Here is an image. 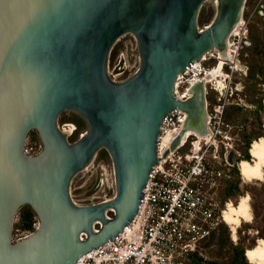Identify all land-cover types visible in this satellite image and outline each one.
<instances>
[{"label":"water","instance_id":"1","mask_svg":"<svg viewBox=\"0 0 264 264\" xmlns=\"http://www.w3.org/2000/svg\"><path fill=\"white\" fill-rule=\"evenodd\" d=\"M205 1L0 0V264H75L135 217L153 165L189 129L207 136L204 81L196 79L185 99L176 82L212 48L234 59L228 38L247 0H217L215 16L200 27ZM127 33L141 63L115 81L108 63ZM176 107L185 119L159 156L161 124ZM67 110L88 125L75 140L59 125ZM32 130L42 142L35 155L25 152ZM103 148L113 160L115 194L77 203L73 177ZM27 204L40 224L15 240V218Z\"/></svg>","mask_w":264,"mask_h":264},{"label":"built area","instance_id":"2","mask_svg":"<svg viewBox=\"0 0 264 264\" xmlns=\"http://www.w3.org/2000/svg\"><path fill=\"white\" fill-rule=\"evenodd\" d=\"M248 31V21L242 15L228 38L229 52L234 59L223 58L219 50L212 48L198 61V65L192 63L179 74L176 92L180 97L191 96L187 92L188 85L195 77L204 80L207 95L214 92L213 98L208 97L209 109L211 106L208 112L210 131L206 137H199L195 131H190L165 160L159 159L152 167L135 217L119 235L89 250L75 264H184L183 257L197 251L200 242L210 237L219 226L225 209L219 188L225 180L231 179L233 166L225 139L222 138V143L219 140L222 136L230 137V123L224 119L229 89L226 80L235 70L242 69L237 66L236 60L243 65L241 53ZM137 53V59L131 66L115 65L111 69L109 60L110 77L115 81L130 77L141 63L140 51ZM220 62L221 72L226 74L220 76L223 86L218 84L217 78L206 79V75ZM192 69H195L193 74L188 76ZM185 116L186 113L178 107L165 115L158 138L159 156L170 141L166 136L177 132ZM68 124L73 126L72 133L77 126L73 122ZM41 148V140L28 137L26 153L35 155ZM111 179L116 187L114 171ZM110 197L105 193L103 199ZM39 224L36 214L30 228L17 225L14 228L16 239L29 235Z\"/></svg>","mask_w":264,"mask_h":264},{"label":"rangeland","instance_id":"3","mask_svg":"<svg viewBox=\"0 0 264 264\" xmlns=\"http://www.w3.org/2000/svg\"><path fill=\"white\" fill-rule=\"evenodd\" d=\"M201 11L204 12V21L199 23V25L203 27L215 16L217 12V0H206ZM244 17L248 21L249 31L241 53L243 65L241 63L238 64L242 69L235 70L231 78H227L226 80L229 83V89L224 119L230 123L228 126V134L230 137L226 138L222 136L219 140L220 143H222V138L226 141L229 161L233 163L231 179L238 181L241 187L240 192L224 200L223 206L226 210L229 202L237 205L242 196L248 195L251 208L249 219L241 218L235 230L224 218L223 220L229 227L233 241L241 242L245 246L252 245V247L246 249L247 251L248 249L256 248L258 240L264 238V174L262 178L246 180L241 170L237 174L236 169H240V162L244 159H241V154L246 148L244 135H250L252 137V143L264 136V134L258 136L264 133V107L259 108L258 106L260 99H262V103L264 104V0H247ZM117 45L121 46L114 59H111L110 56L111 69L115 65L131 66L137 59V52L139 51L138 42L134 34H125L117 42ZM194 70H190L188 76L192 75ZM219 84L220 86L223 85L222 82H219ZM213 95L214 92L209 95V98H213ZM209 110H211V106ZM74 116L81 117L79 113L73 110L63 112L59 117V125L61 128L70 130L71 126H69L67 121H63V118ZM261 121L262 124L260 123ZM87 127L88 125L85 122L80 127L78 135L84 132ZM33 132V134H29V137L35 141H40L38 132ZM252 143L250 144V148ZM221 146L223 147V144ZM103 151L104 149H101L92 163L80 170L73 177L70 191L71 196L77 203L97 202L104 198L105 193L108 194V197L115 194L116 187L112 185L111 179L114 171L113 160L108 151L102 153ZM250 160L252 162L253 157ZM224 186L225 183L223 182L219 188L221 200ZM29 207L30 205L27 204L21 209H27ZM19 220L20 214L18 213L15 218V227L19 224ZM220 228L219 226L216 228L214 237H206L198 246L199 254L204 256L205 259H221L226 255L225 251H220L217 246ZM13 237L16 239L15 230L13 231ZM225 258L227 257L225 256ZM183 259L184 264L190 261L188 256H184Z\"/></svg>","mask_w":264,"mask_h":264},{"label":"trees","instance_id":"4","mask_svg":"<svg viewBox=\"0 0 264 264\" xmlns=\"http://www.w3.org/2000/svg\"><path fill=\"white\" fill-rule=\"evenodd\" d=\"M204 21V12L201 11L200 12V16H199V23H202ZM121 45H116L114 46L112 52H111V59H114L120 49ZM258 106L260 107H264V104L262 103V99L259 100L258 102ZM63 121H73L75 122L77 129L72 133L71 135V140H75L76 138H78V133L80 130V127H82L84 125V123L86 122L85 119L81 116L80 118L78 117H66L63 118ZM262 124V121L260 122ZM33 131L36 130H32L30 133H34ZM264 133L259 134L263 135ZM245 143H246V148L243 151L242 155H241V159L243 160H247L249 161L252 156L250 153V144L252 143V137L248 134H245ZM257 136V137H258ZM255 137V138H257ZM104 152L107 151V149L103 148ZM251 161V160H250ZM235 168V167H234ZM236 169V168H235ZM237 174L240 173V169H236ZM225 186L224 189L222 191V200L224 203V200L228 197H230L231 195H235L238 192H240V183L238 181H235L233 179H228L224 181ZM20 214V220H19V226L22 228H30L32 226V220L34 215H36L35 211L33 210V208L30 206L27 209H21L19 211ZM221 227V228H220ZM219 228H220V232H219V236L217 238V246L219 248L220 251H225L226 253V257L223 256L221 259H205L204 256L199 254V251H194L191 253H188L186 256H188V258H190V261L187 262V264H251V262L248 260L247 256H246V249L248 247H252L251 246H245L243 245L241 242H235L232 240L231 238V233L229 230V227L227 225V223L224 220H221L220 224H219ZM215 231L212 233L211 237L215 236Z\"/></svg>","mask_w":264,"mask_h":264},{"label":"bare ground","instance_id":"5","mask_svg":"<svg viewBox=\"0 0 264 264\" xmlns=\"http://www.w3.org/2000/svg\"><path fill=\"white\" fill-rule=\"evenodd\" d=\"M215 49L220 51L219 48H215ZM220 54H221V51H220ZM198 61L199 60H196L194 62V63H196L195 66L198 65ZM239 63H241V62L239 60H236V64L238 67H239V65H238ZM220 67H221V62H220L218 67H216L213 71L209 72L206 75V79L217 78L219 80V82H222L220 76H225L226 74L221 72ZM196 79H199V78L195 77L191 81V84ZM202 81H204V80H202ZM191 84L188 85V88L191 86ZM176 89H177V82H176ZM72 127L73 126L71 125L69 131H71ZM178 130L179 129H177L176 131H178ZM190 131H195V130L189 129L187 133H189ZM174 133L168 134L166 136V139L170 140L175 135ZM250 153L253 157V161L251 162V161H247V160H242L240 162L241 173H242L243 177L246 178V180H250L253 178H262L263 174H264V136L257 139L256 141H254L252 143L251 148H250ZM250 209L251 208H250V204H249V196L244 195L240 198L239 203L237 205H235L231 202H229L227 204V209L226 210L224 209L225 211L223 213L224 219L235 230V228L239 224L241 218H248L249 219L250 214H251ZM246 256H247L248 260H250V262L253 264H264V238H260L258 240V245L256 248L248 249L246 251Z\"/></svg>","mask_w":264,"mask_h":264},{"label":"flooded vegetation","instance_id":"6","mask_svg":"<svg viewBox=\"0 0 264 264\" xmlns=\"http://www.w3.org/2000/svg\"><path fill=\"white\" fill-rule=\"evenodd\" d=\"M247 3V2H246ZM245 7H246V5H245ZM244 10H245V8H244ZM243 15H244V11H243ZM245 47H248V46H245ZM247 74V73H246ZM264 84V83H263ZM208 97H209V95H207V93H206V100H207V112H209V99H208ZM242 155V154H241Z\"/></svg>","mask_w":264,"mask_h":264}]
</instances>
